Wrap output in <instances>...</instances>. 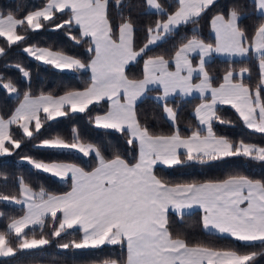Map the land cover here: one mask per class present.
I'll return each instance as SVG.
<instances>
[{
    "label": "snow or ice",
    "instance_id": "6c2138e0",
    "mask_svg": "<svg viewBox=\"0 0 264 264\" xmlns=\"http://www.w3.org/2000/svg\"><path fill=\"white\" fill-rule=\"evenodd\" d=\"M115 2L119 5L121 0ZM251 2L264 20V0ZM145 3L158 14L164 11L158 0H145ZM214 3L215 0H177L175 11L146 29L147 42L138 51L131 19L120 23L118 35L114 34L108 17V0H47L41 10L22 19L11 13L0 16V37L11 46L25 40V35L18 34V29L37 31L44 26L43 22L54 21L57 13H66L67 19L54 24L53 30L69 29L66 35L76 44L87 40V51L91 56L90 61L84 63L62 51L35 46L23 48L29 57L57 70L90 72V84L83 91H68L59 97L50 94L32 97L26 91L12 116L8 119L0 117V154H12L6 142L12 149H19L23 138H33L45 122L66 117L69 113H85L90 105L104 100L108 102V110L95 116L94 126L126 132L127 144L138 150L134 164L119 154L106 159L99 146L83 143L73 127L71 142L56 135L44 139L37 150H75L84 157L94 153L97 164L93 170L86 171L72 163L22 157L43 173L61 180L70 178L71 191L57 196L47 194L41 188L39 193H34L20 180V196L24 199L0 195V200L24 205V216L12 219L8 224V229L21 238L19 249L34 250L50 243L44 237L29 239L22 236L30 225L43 226L45 217L50 215L53 221L59 220L52 237H60L74 227L82 233L79 241L61 244V249H95L106 244L126 246V264H255L257 252L240 254L235 250L190 246L184 239L173 238L168 213L172 211L183 216L186 210L196 207L202 212L201 222L206 231L226 235L246 246L259 242L264 248V182L234 175L216 182L169 185L155 175L154 167L157 164L172 167L186 162L207 163L233 157L264 162V146L243 141L233 143L218 136L213 127V121L230 123L217 114V105H229L246 128L264 133V22L251 31L241 27L239 19L243 5L239 0H233L226 14H216L210 20L214 44L205 42L193 30L191 38L180 44L171 59L164 56L145 59L142 79H129L125 75L126 65L137 61L173 29L197 23ZM73 27H78V36L70 31ZM3 52L0 48V54ZM213 54L229 58L252 54L258 61V84L253 88L236 80L238 75L242 77L249 72L243 67L239 73L227 71L223 82L213 87L205 71L206 61ZM193 55L199 56L195 67ZM15 67L24 78L30 77L23 66L17 64ZM194 74L199 75L198 83H193ZM149 86L161 90L157 99L165 102L163 111L173 122L176 112L167 105L168 98L173 94L189 97L198 93L201 103L195 108V117L206 134L202 135L198 130L186 138L178 131L172 135H155L141 126L135 105ZM0 88L8 93L18 92L10 80L0 82ZM33 121L35 131L30 127ZM12 125H18L22 130L21 139L13 137ZM15 252L6 234L0 233V257H12ZM104 264H117V261H105Z\"/></svg>",
    "mask_w": 264,
    "mask_h": 264
},
{
    "label": "trees",
    "instance_id": "16d2710c",
    "mask_svg": "<svg viewBox=\"0 0 264 264\" xmlns=\"http://www.w3.org/2000/svg\"><path fill=\"white\" fill-rule=\"evenodd\" d=\"M47 0H0V16L9 13L15 18H23L27 14L41 10ZM243 5L240 9L239 24L241 27L251 31L259 23L263 22L262 15L258 14L251 0H239ZM163 13L152 12L147 9L145 0H121L120 4H115V0H108V17L117 35L118 25L125 20L131 19L134 25V41L138 51L147 41L146 29L154 26L158 19L164 18L168 13L176 8L175 0H161ZM233 4V0H215L205 14L198 18L197 23H189L187 26H179L172 33L167 34L161 41L147 49L138 60L129 65L125 70V75L130 79H140L142 75V62L145 58L164 56L171 58L175 50L182 42L194 34L198 35L206 42L212 43L209 34V21L216 14H226ZM57 18L52 22H43L40 30L33 31L24 28L18 29V34L25 35V40L17 45L9 46L7 40L0 37V48L4 52L0 54V82L2 80L11 81L17 87L18 92L14 96L8 95L6 90L0 88V117L8 119L16 105L24 96L26 91L30 95L40 96L52 95L58 97L68 91L83 90L90 84V74L87 71L70 72L60 71L50 65H45L34 60L23 52L25 47H42L52 51H62L64 54L72 55L81 59L84 63L90 61V54L87 51L89 42L82 41L76 44L66 35L69 29H54V24L61 23L67 19V14H56ZM73 35H79V29H70ZM23 66L30 73V77L23 79L15 65ZM258 61L252 54L246 59L241 60H221L213 57L206 63L205 69L209 74L212 85H218L223 76L229 70L240 71L247 67L249 72L241 80L253 88L258 84ZM264 95V93H262ZM200 103L199 97H192L185 100L175 97L167 102L176 112V121L172 125L163 114V104L156 101L150 95L145 96L135 105L137 120L143 127L155 135H172L179 132L181 137H188L192 131L204 129L198 125L193 110ZM108 105L106 101H101L90 105L85 113H69L66 117L57 118L55 121H47L43 124L41 131L33 138H23L21 148L12 149V154L0 156V195L9 197L20 195V180H23L31 190H43L50 195L63 194L70 189L71 181L67 179L60 181L52 175L43 173L31 168L27 164L18 163V159L29 156L45 162H65L76 164L91 171L96 167L97 161L95 154L83 158L72 151L56 152L52 150H37V146L44 140L60 135L62 138L71 142V129L75 127L77 134L83 143H91L101 148L106 159L114 158L119 154L130 164L136 162L137 148L127 144L129 139L127 133H118L114 130L98 129L94 126L96 115L106 113ZM217 114L230 123L221 124L213 121L214 132L218 136L228 138L233 143L241 141L245 143L264 146V133H258L244 126L237 113L229 106H217ZM41 117L45 114L40 113ZM35 131L34 123L30 126ZM10 131L15 139L22 138V130L18 125H12ZM155 175L169 185L204 183L222 181L229 176L243 175L251 180L264 182V162L251 160L244 157H233L225 160L199 163L186 162L182 165L172 166L171 168L156 167ZM17 197V198H18ZM24 214V208L15 204L0 200V233L6 234L8 242L11 241L12 232L8 230V223L12 219H19ZM50 217H47V221ZM169 229L173 238L184 239L190 246L203 245L216 250H235L240 254L257 252L259 255L255 264H264V248L257 242L255 245L246 246L243 242L235 241L228 236L216 235L204 231L201 226L199 212L183 214V216L168 213ZM56 221V226L59 220ZM73 235V240L79 241L82 236L78 229H71L65 232L60 239L67 241L69 234ZM23 236L27 238H37L39 233L34 229H26ZM115 260L117 264H124L125 247L121 245H103L92 249H59L51 244L34 250L19 251L9 257L7 264H94L105 261Z\"/></svg>",
    "mask_w": 264,
    "mask_h": 264
},
{
    "label": "crops",
    "instance_id": "0c3cea01",
    "mask_svg": "<svg viewBox=\"0 0 264 264\" xmlns=\"http://www.w3.org/2000/svg\"><path fill=\"white\" fill-rule=\"evenodd\" d=\"M176 1V3H177V0H175ZM158 3H160V5H161V7H162V4H161V0H158ZM147 9L148 10H150V11H152V12H156V10H154V9H152V8H150V7H147ZM162 9L164 10V8L162 7ZM175 11V10H174ZM164 12V11H163ZM163 12H161V13H163ZM173 12V11H172ZM172 12H170V13H168V14H171ZM157 13V12H156ZM258 13V12H257ZM258 14H260V15H262L261 13H258ZM7 16V15H6ZM6 16H4V17H6ZM165 19H166V17H165ZM211 20V19H210ZM264 22V21H263ZM208 27H209V34H210V36L212 37V43L214 44V42H215V34H214V32L211 30V27H210V21H209V25H208ZM76 28H78V27H76ZM173 30H175V29H173ZM117 35H118V31H117ZM163 39V38H162ZM161 39V40H162ZM160 40V41H161ZM147 42V41H146ZM159 42V41H158ZM157 42V43H158ZM206 42V41H205ZM208 43H210V42H208ZM152 46H154V45H152ZM152 46H150V47H152ZM149 47V48H150ZM39 48H42V47H39ZM174 56V55H173ZM249 56V55H248ZM248 56H245V57H239V58H235V57H233V58H229V57H227V56H222V55H217V54H213L211 57H209L208 59H207V61H206V63L207 62H209L213 57H215V58H217V59H221V60H229V61H231V60H241V59H246ZM253 56V55H252ZM254 57V56H253ZM140 58V57H139ZM149 58V57H148ZM172 58V57H171ZM171 58H169V59H171ZM145 59H147V58H145ZM144 59V60H145ZM143 60V61H144ZM136 61H134V62H130L128 65H126V67H125V70H126V68L129 66V65H132V64H134ZM198 62H199V56L198 55H193V57H192V63H193V66L195 67V66H197L198 65ZM258 65V64H257ZM205 71H206V69H205ZM207 72V71H206ZM235 72H237V73H239L240 71H235ZM89 74H90V72H89ZM247 75L246 74H244L242 77L241 76H237L236 77V80L237 81H240L242 78H244V77H246ZM143 78V62H142V75H141V78L140 79H142ZM130 79V78H129ZM136 80H138V79H136ZM199 82V75L198 74H194V77H193V83H198ZM223 82V79H222V81L220 82V83H222ZM219 83V84H220ZM219 84L218 85H213V87H218L219 86ZM84 90V89H83ZM83 90H79V91H83ZM161 94V90L160 89H158V88H155L154 86H149V88H148V90L146 91V93L138 100V101H140L142 98H144L145 96H147V95H150L152 98H154V99H156V101H158L159 103H161V104H163V103H165V102H162V101H159L158 99H157V97H158V95H160ZM62 95H64V94H62ZM33 97V96H32ZM35 97H37V96H35ZM59 97V96H58ZM175 97H178V99H181V100H185V99H188V98H192V97H199V95H198V93H193V95H191V96H189V97H181V96H179L178 94H173L172 96H170L169 98H168V100H167V102H169L170 100H173ZM209 98H210V94H209ZM24 99V96L22 97V99L19 101V103L16 105V107H15V109H14V111H13V113L15 112V110H16V108H18L19 107V105H20V103H21V101ZM104 101H106V100H104ZM137 101V102H138ZM107 102V101H106ZM200 103H201V100H200ZM199 103V104H200ZM198 104V105H199ZM107 105H108V102H107ZM197 105V106H198ZM196 106V107H197ZM217 106H229V105H217ZM195 107V108H196ZM230 107V106H229ZM195 108H194V110H193V116H194V118H195V120H196V122L198 123V125H199V122L197 121V119H196V117H195ZM231 108V107H230ZM108 110V109H107ZM234 110V109H233ZM235 111V110H234ZM107 112V111H106ZM12 113V114H13ZM42 114H44L43 112H41ZM105 114V113H104ZM163 114H164V116H165V118L169 121V123L170 124H172V125H174L175 124V122H173V121H171V120H169L168 118H167V115H166V113L163 111ZM103 115V114H102ZM238 115V114H237ZM12 116V115H11ZM10 116V117H11ZM9 117V118H10ZM33 123L35 124V122L33 121ZM243 123V122H242ZM200 127H202V129H203V126H201V125H199ZM203 134H206V132L204 131V133ZM202 134V135H203ZM182 138H186V137H182ZM181 152H183V150H180ZM137 158H138V150H137V157H136V160H137ZM136 163V162H135ZM156 167H161V168H166V169H168V168H171V167H168V166H166V165H161V164H157L155 167H154V170H155V168ZM95 168V167H94ZM93 168V169H94ZM92 169V170H93ZM47 174H49V173H47ZM51 175V174H50ZM57 179H59V177H56ZM70 179V178H69ZM70 181H71V179H70ZM199 184V183H198ZM69 191H71V185H70V189L68 190V192ZM32 192H34V193H39L40 192V190H38V191H34V190H32ZM67 193V192H66ZM66 193H63V194H57V196H59V195H64V194H66ZM21 199H24L23 197H20ZM19 198V199H20ZM25 212V211H24ZM169 212H171V213H174V212H172V211H169ZM192 212H199L200 213V219L202 220V212L198 209V208H196V207H193L192 209H189V210H186L185 212H184V214H187V213H192ZM175 214V213H174ZM59 215V214H58ZM24 216V215H23ZM22 216V217H23ZM31 227L32 226H35V225H30ZM201 226H202V222H201ZM202 228H203V226H202ZM27 229V228H26ZM73 229H78L77 227H74ZM204 229V228H203ZM79 230V229H78ZM205 230V229H204ZM66 231H68V230H66ZM65 231V232H66ZM206 231V230H205ZM207 232H210V233H213V234H216V235H221V234H219V233H217V232H215V231H207ZM81 233V232H80ZM81 236H82V233H81ZM222 236H226V235H222ZM106 245H108V244H106ZM125 247V261H124V264H126V259H127V248H126V246H124ZM94 264H104V262L103 263H94Z\"/></svg>",
    "mask_w": 264,
    "mask_h": 264
},
{
    "label": "rangeland",
    "instance_id": "374dc122",
    "mask_svg": "<svg viewBox=\"0 0 264 264\" xmlns=\"http://www.w3.org/2000/svg\"><path fill=\"white\" fill-rule=\"evenodd\" d=\"M115 4H116V2H115ZM42 63V62H41ZM64 71H68V70H64ZM70 72H72V71H70ZM20 75H21V77L23 78V79H26V78H24L23 76H22V74L20 73ZM1 82H8L7 80H2ZM6 93H8L7 91H6ZM16 93H8V95H10V96H14ZM87 144V143H86ZM72 152H74L75 154H77V155H79V156H81V157H83V158H86V157H84L83 155H82V153H78V152H76L75 150H73ZM92 154H94V153H92ZM1 155H6V154H0V156ZM18 163H23V164H27L28 166H30L31 168H33L31 165H29L26 161H23L22 160V158H20V159H18V161H17ZM40 171V170H39ZM42 172V171H41ZM47 174V173H46ZM49 175H50V173H49ZM59 180L60 181H65V180H61L60 178H59ZM18 197V196H17ZM16 197V198H17ZM21 196L19 195V197L17 198V199H19ZM21 199V198H20ZM6 202H8V203H11V204H15V205H18V206H22L23 208H24V205L23 204H16V203H14V202H12V201H6ZM24 211H25V209H24ZM24 215V214H23ZM47 217H50V219H48L47 221L45 220V224L43 225V226H40V225H35V226H29L28 227V229H34L37 233H39V236L37 237V238H35V239H39V238H41V237H44V238H46V239H49V241H50V243L49 244H51L53 247H56V248H59V249H61L60 247H59V245H61V244H64V243H71L72 242V239L74 238L73 237V235L70 233L69 235H68V238H67V241H65V239H60V237L62 236V235H64L65 234V232H63L62 233V235L60 236V237H52V235H51V233H52V231L54 230V226H56V221H53L52 220V218H51V216L50 215H48V216H46L45 217V219L47 218ZM11 223V222H10ZM9 224V223H8ZM58 224H59V222H58ZM58 226V225H57ZM9 230V229H8ZM26 230V229H25ZM204 230V229H203ZM10 232H12V234L13 235H11V237H12V239H11V241L10 242H8L9 243V245L10 246H12L13 248H15L16 249V252H15V254L17 253V252H19V251H24V250H21V249H19L17 246H18V242H19V240L21 239L20 237H16V235H15V233H14V231H12V230H9ZM205 231V230H204ZM25 232V231H24ZM67 232V231H66ZM23 234L24 233H22V236H23ZM33 237H29V239H32ZM43 247V246H42ZM39 248H41V247H39ZM68 249H73V248H68ZM9 260V257H7V258H5V257H0V264H7V261Z\"/></svg>",
    "mask_w": 264,
    "mask_h": 264
}]
</instances>
